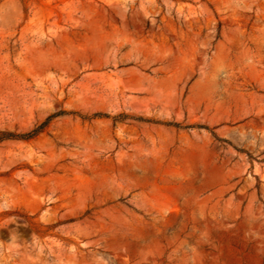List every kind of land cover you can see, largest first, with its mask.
Returning a JSON list of instances; mask_svg holds the SVG:
<instances>
[{"label": "rangeland", "instance_id": "374dc122", "mask_svg": "<svg viewBox=\"0 0 264 264\" xmlns=\"http://www.w3.org/2000/svg\"><path fill=\"white\" fill-rule=\"evenodd\" d=\"M45 121L0 264H264V0H0V134Z\"/></svg>", "mask_w": 264, "mask_h": 264}, {"label": "trees", "instance_id": "16d2710c", "mask_svg": "<svg viewBox=\"0 0 264 264\" xmlns=\"http://www.w3.org/2000/svg\"><path fill=\"white\" fill-rule=\"evenodd\" d=\"M61 113H64V112H61ZM48 119H50V117ZM48 122L49 121H45L38 127L34 128L33 130L27 133H23V134H16L10 131H2L0 134V140L9 139V138H32L38 135L44 129V127L47 125Z\"/></svg>", "mask_w": 264, "mask_h": 264}]
</instances>
